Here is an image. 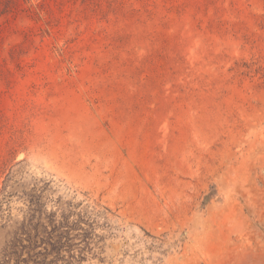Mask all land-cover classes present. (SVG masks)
Here are the masks:
<instances>
[{"label": "rangeland", "instance_id": "374dc122", "mask_svg": "<svg viewBox=\"0 0 264 264\" xmlns=\"http://www.w3.org/2000/svg\"><path fill=\"white\" fill-rule=\"evenodd\" d=\"M0 264H264V0H0Z\"/></svg>", "mask_w": 264, "mask_h": 264}]
</instances>
